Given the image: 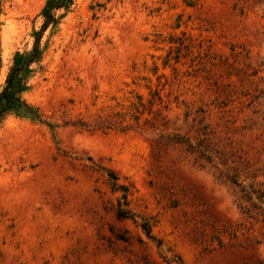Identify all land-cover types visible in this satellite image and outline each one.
<instances>
[{"label": "rangeland", "instance_id": "1", "mask_svg": "<svg viewBox=\"0 0 264 264\" xmlns=\"http://www.w3.org/2000/svg\"><path fill=\"white\" fill-rule=\"evenodd\" d=\"M0 0V264H264V235L215 166L264 182V0Z\"/></svg>", "mask_w": 264, "mask_h": 264}, {"label": "trees", "instance_id": "2", "mask_svg": "<svg viewBox=\"0 0 264 264\" xmlns=\"http://www.w3.org/2000/svg\"><path fill=\"white\" fill-rule=\"evenodd\" d=\"M68 2L69 0L47 1L42 11L44 19L42 30L57 22L56 12L66 9ZM38 42L37 38L29 56L20 55L14 58L5 88L0 94V119L7 112L15 113L28 109L21 100L20 94L26 82L29 66L39 59ZM174 143L183 146L185 152L200 168L215 166L217 180L228 188L241 214L254 225H258L264 235V182L258 181L257 176L242 177L237 165H228L226 160L218 162L217 143L206 130L198 132L194 137L177 135Z\"/></svg>", "mask_w": 264, "mask_h": 264}]
</instances>
